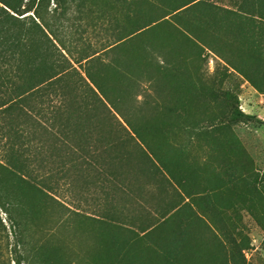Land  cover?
<instances>
[{
  "label": "rangeland",
  "instance_id": "1",
  "mask_svg": "<svg viewBox=\"0 0 264 264\" xmlns=\"http://www.w3.org/2000/svg\"><path fill=\"white\" fill-rule=\"evenodd\" d=\"M82 1L60 33L72 54L94 53L99 65L120 36L171 11L125 48L134 53L167 41L175 53L173 77H161L162 106L145 111L149 131L162 139L148 137L147 147L123 143L135 163L152 167L155 190L114 200L94 184L75 189L64 179L53 190L60 206L24 186L37 209L23 215L8 192L16 179L0 167V264H264V0H196L176 11L191 0ZM50 2L42 9L57 26ZM78 71L85 75L84 66ZM140 82L151 98L152 82ZM5 138L0 134V158ZM165 163L173 179L162 176ZM20 217L26 224H16Z\"/></svg>",
  "mask_w": 264,
  "mask_h": 264
},
{
  "label": "trees",
  "instance_id": "2",
  "mask_svg": "<svg viewBox=\"0 0 264 264\" xmlns=\"http://www.w3.org/2000/svg\"><path fill=\"white\" fill-rule=\"evenodd\" d=\"M39 1L0 0V134L6 137L0 167L16 179L8 192L22 212L31 210L33 215L37 207L24 186L65 206L54 192L64 179L75 189L80 184L84 188L94 184L114 200L120 195L146 198L154 192L158 177L151 174L150 165L146 169L135 163L123 143L131 140L147 147L144 140L148 137L162 139L149 131L153 121L145 111L162 106L161 97L167 89L161 77H173L176 58L166 50L167 41L141 45L134 53L125 48L141 33L138 31L159 23L171 11L120 36L110 49L111 58L101 66L94 53L72 54L61 36L63 21L76 0H55L56 7L48 14L57 26L46 20L42 9V3L49 6L50 0ZM186 39L191 41L189 36ZM222 58L238 70L228 56ZM76 64L84 66L85 75ZM73 75L80 76V83L72 85ZM144 76L152 82L151 98L141 90ZM139 94L142 99L137 98ZM121 130L123 136L110 133ZM55 157L57 161H53ZM151 158L146 163L150 164ZM162 176L166 180L175 177L167 163ZM140 178L146 181L141 183ZM11 200L4 202L9 212L15 205ZM16 224L26 222L20 217ZM157 226L150 225L147 233ZM16 264H21L20 260Z\"/></svg>",
  "mask_w": 264,
  "mask_h": 264
},
{
  "label": "crops",
  "instance_id": "3",
  "mask_svg": "<svg viewBox=\"0 0 264 264\" xmlns=\"http://www.w3.org/2000/svg\"><path fill=\"white\" fill-rule=\"evenodd\" d=\"M263 98H264V94H263Z\"/></svg>",
  "mask_w": 264,
  "mask_h": 264
}]
</instances>
